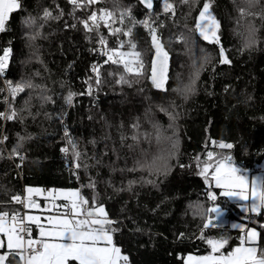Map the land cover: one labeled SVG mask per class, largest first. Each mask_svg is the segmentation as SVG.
<instances>
[{"label": "trees", "instance_id": "1", "mask_svg": "<svg viewBox=\"0 0 264 264\" xmlns=\"http://www.w3.org/2000/svg\"><path fill=\"white\" fill-rule=\"evenodd\" d=\"M20 2L0 32V54L10 50L8 68L0 75V113H17L13 120L0 118V211H15L8 202L27 186L72 188L105 207L115 221L113 242L128 257L127 264H183L181 257L187 254L209 253L199 238L203 220L196 206L207 208L211 202L194 157L203 158L206 150L230 155L250 173L264 161V0H211L229 64L219 62V46L203 41L194 30L205 0H172L175 15L163 13V0H156L151 16L138 0H99L86 11H74L69 0ZM98 9L117 18L130 10V19L113 26L131 29V36H110L104 27L99 34L86 33L78 21ZM45 11L50 18H44ZM29 19L31 26L25 23ZM145 20L157 27L169 53L167 91L155 89L149 78L154 49ZM100 35L109 48L121 41L124 50L129 40L137 44L144 75L134 77L122 65L104 63ZM94 66L99 67L98 86ZM121 75L128 83H117ZM25 81L36 87L13 98L9 83ZM69 92L76 94L71 105L65 101ZM65 129L81 154L79 178ZM157 129L178 140V159L166 173L151 174L136 161L168 147L158 144ZM21 138L20 165L13 149ZM210 140L234 147L206 149ZM64 147H69L68 154L61 151ZM90 181L95 189L88 186ZM217 203L226 209L227 223L204 231V236L227 238L222 250L227 253L240 243L241 232L228 226L236 221L257 229L256 246L264 250V215L250 216L223 197Z\"/></svg>", "mask_w": 264, "mask_h": 264}, {"label": "snow or ice", "instance_id": "2", "mask_svg": "<svg viewBox=\"0 0 264 264\" xmlns=\"http://www.w3.org/2000/svg\"><path fill=\"white\" fill-rule=\"evenodd\" d=\"M75 10H87L97 4L99 0H69ZM188 3L189 0H183ZM149 16L154 14L156 0H139ZM21 8L20 0H0V32L6 30V24L11 14ZM211 0H205L195 20L194 30L199 37L208 44L219 46V62L222 64L231 63L222 46L220 36L221 22L213 14ZM245 10L239 9L240 16L244 15ZM163 13L175 15V5L172 0H163ZM49 11L44 12V18H50ZM126 19H130V10L121 12L117 18L115 13L105 9H98L88 12L79 19L86 33H97L101 27L109 30V35L122 34L131 36V29L114 27L119 23L123 24ZM31 26L34 21H25ZM148 29L151 37V47L154 49V57L151 60L150 75L151 84L155 89L167 91L170 81L169 75V53L165 50L158 29L149 20L142 22ZM74 26V25H73ZM34 39L35 36H30ZM179 40L184 43L183 36ZM98 43L102 47L101 54L106 56L104 63L122 65L124 72L140 77L144 75L146 69L143 61V54L137 48V44L129 40L127 49L125 43L121 41L116 48H109L107 40L100 35ZM10 50L4 49L0 54V75H3L9 64ZM205 60L207 57L204 58ZM95 84L101 83L99 67L94 66ZM199 75V74H197ZM117 83H128L124 75L120 76ZM36 85L30 81L12 85L9 83L10 93L13 98L26 88L32 89ZM190 91V89H189ZM92 92V84L88 85V94ZM76 94L69 92L65 97L67 104L71 105ZM50 100V97H42ZM17 117L15 110H10L8 114L0 113V118L13 120ZM65 137L68 145L72 149L74 157L73 166L77 170L74 175L78 177V170L82 167L79 162L80 152L77 150L76 143L71 139L67 129ZM4 139H7L6 137ZM18 143L13 149V154L21 161L24 156L19 149L22 145ZM158 144H167L168 147L162 148L159 153L149 157L144 154L136 161V166L140 169L149 171L151 174H158L160 171L165 173L171 167V161L178 159L177 146L178 140L164 136L157 129ZM209 147L220 149H232L231 143L211 141ZM68 154L69 147L61 149ZM195 166L198 174L203 178L208 188L206 192L207 201L211 206H196V214L203 220L200 239L204 240L210 247L208 255L181 257L183 264H264V250H259L256 242L260 233L256 228H248L244 224H233L232 228L238 229L243 235L238 246L232 251L224 253L222 250L229 243L227 238L211 239L204 236V231L220 227V221L225 215L224 209L217 201L223 197L228 201H241L239 207L246 213L255 216L264 215V175H254L251 178L233 162L230 155L221 156L212 150H206L203 158L194 157ZM188 167L191 165H179ZM86 167V165H84ZM135 170V168L133 169ZM155 170V171H153ZM89 187L95 189V183L90 181ZM219 189V193L215 191ZM26 195H14L9 204H19L24 210L19 209L13 212L0 211V264H11L15 260L16 264H127L128 257L122 255L121 249L113 242L115 221L108 218L105 207L95 199L91 202L88 198L81 195L79 190H46L27 187ZM35 197H43L46 201L42 205ZM63 200V204L57 201ZM36 211L50 213L48 215L34 214ZM58 213V214H55ZM33 226L37 230V235L33 236ZM264 227V225H261ZM183 234H181L182 238Z\"/></svg>", "mask_w": 264, "mask_h": 264}, {"label": "rangeland", "instance_id": "3", "mask_svg": "<svg viewBox=\"0 0 264 264\" xmlns=\"http://www.w3.org/2000/svg\"><path fill=\"white\" fill-rule=\"evenodd\" d=\"M261 166V168H264V161H263V163L260 165ZM248 174V173H247ZM249 175V177L251 178L252 176H254V175H263V173L261 172V171H259V172H255V173H253V174H248ZM27 187H32V186H27ZM27 187H25V189L27 188ZM32 188H39V189H43V190H46L45 191V193H44V195L46 196L47 195V190H76V189H72V188H57V189H54V188H40V187H32ZM25 189H24V195H26V191H25ZM40 198H42L43 199V197H40ZM44 200V199H43ZM43 202V206L45 205V203H46V201L44 200V201H42ZM231 202H235V203H238L239 205L241 204V203H243V202H241V201H231ZM57 203H60V201H57ZM43 206H42V208H43ZM241 208V207H240ZM242 210V209H241ZM243 211V210H242ZM243 212H245V211H243ZM246 213V212H245ZM34 214H39V215H48V214H50V213H47V212H41V211H36V212H34ZM55 214H58V213H55ZM248 214V213H247ZM227 222L225 221V218H224V216L222 217V220L220 221V225L222 226V225H225ZM233 224H243V223H240V222H236V221H231V222H228V226H229V228H232V225ZM244 225H246V224H244ZM242 236V235H241ZM241 238V237H240ZM239 245V244H238ZM238 245H236V246H238ZM235 246V247H236ZM235 247H233V248H235ZM232 251V250H231ZM230 252V251H229ZM210 253V252H209ZM209 253H207V254H204V255H208ZM188 255H193V256H204V255H196V254H187L186 256H185V259L187 258V256Z\"/></svg>", "mask_w": 264, "mask_h": 264}, {"label": "built area", "instance_id": "4", "mask_svg": "<svg viewBox=\"0 0 264 264\" xmlns=\"http://www.w3.org/2000/svg\"><path fill=\"white\" fill-rule=\"evenodd\" d=\"M92 91H94V89H93ZM19 163H20V165H21V161H20V160H19ZM236 166L240 167V168L242 169V171H244V172L250 174V172H249L248 170L242 168L239 164H236ZM18 195L24 197V196H25V195H24V189H23L22 192H21L20 194H18ZM35 199H37L38 202L43 206V204H42L40 198L35 197ZM12 206H14V207L16 208V210L19 209L21 212L24 211V210L22 209L21 205H19V204H12ZM16 210H15V211H16ZM36 235H37V230H36L35 227L33 226V236L35 237ZM122 263H124V262L122 261Z\"/></svg>", "mask_w": 264, "mask_h": 264}, {"label": "crops", "instance_id": "5", "mask_svg": "<svg viewBox=\"0 0 264 264\" xmlns=\"http://www.w3.org/2000/svg\"><path fill=\"white\" fill-rule=\"evenodd\" d=\"M259 171H261L263 173V175H264V168H261V166H259L258 169L255 172H259ZM255 172H252L251 174H253ZM38 198H40V197H38ZM40 199H42V198H40ZM42 201H44V200L42 199L41 202ZM61 201H63V200H60V203H61ZM63 203H64V201H63ZM42 204H43V202H42ZM222 226H224V225H222ZM229 229H234V228H229ZM236 230H238V229H236ZM241 235H242V233H241ZM121 264H122V261H121Z\"/></svg>", "mask_w": 264, "mask_h": 264}, {"label": "clouds", "instance_id": "6", "mask_svg": "<svg viewBox=\"0 0 264 264\" xmlns=\"http://www.w3.org/2000/svg\"><path fill=\"white\" fill-rule=\"evenodd\" d=\"M189 99H191V97Z\"/></svg>", "mask_w": 264, "mask_h": 264}, {"label": "water", "instance_id": "7", "mask_svg": "<svg viewBox=\"0 0 264 264\" xmlns=\"http://www.w3.org/2000/svg\"><path fill=\"white\" fill-rule=\"evenodd\" d=\"M139 1V0H138ZM154 57V56H153ZM153 59V58H152Z\"/></svg>", "mask_w": 264, "mask_h": 264}]
</instances>
